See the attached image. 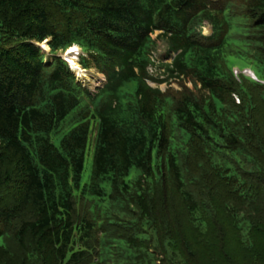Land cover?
Returning a JSON list of instances; mask_svg holds the SVG:
<instances>
[{"label":"trees","instance_id":"trees-1","mask_svg":"<svg viewBox=\"0 0 264 264\" xmlns=\"http://www.w3.org/2000/svg\"><path fill=\"white\" fill-rule=\"evenodd\" d=\"M46 39L103 87L45 61ZM232 55L264 74V0H0V264H232L229 236L264 240V84ZM170 78L198 93L148 83Z\"/></svg>","mask_w":264,"mask_h":264},{"label":"rangeland","instance_id":"rangeland-1","mask_svg":"<svg viewBox=\"0 0 264 264\" xmlns=\"http://www.w3.org/2000/svg\"><path fill=\"white\" fill-rule=\"evenodd\" d=\"M220 1V0H218ZM225 0H221V2H223ZM211 30L210 25L205 22L204 27H203V31L208 34ZM160 33V31H157L153 34V36H156ZM48 41V40H46ZM43 44H46L43 43ZM45 46V55L47 56L45 61L50 62L52 60L53 55H59L62 58L65 57L67 58L61 50H58L56 53H49L48 52V46ZM167 49H166V44L165 41L162 39H159L155 46H154V59H155V66L151 67V72L155 71V75L161 77H164L162 75V70L161 69V65L162 63H167L170 62V58L167 59H162L163 55H166ZM78 53H80V50L78 51ZM76 54L75 55V62H77L78 66L80 67V54ZM71 56L69 55V58ZM74 57V56H73ZM231 66L233 67V69H235V72L237 73H244L245 75L246 69H249L250 71H252L256 77L252 78L253 80L259 81L261 83L264 84V74L256 67V64H253L252 61L249 60H244L242 58H238L234 55L231 56ZM85 73L84 75H80L78 77V79L81 81V83L83 84V86L88 90L89 94L93 95L95 94L99 89H101L103 87V85L105 84L106 78L105 75L100 72L98 70V68L95 66L93 61L88 62V67L82 69ZM240 71V72H239ZM151 86L153 87H160V89H162V91L164 93H169V94H174L175 96H177L179 93H181L182 91L185 90H192L196 93H198V88L195 87L194 82L190 79V78H170L167 81H164L162 83L157 84L156 82H150ZM179 92V93H178ZM262 96L264 97V89H263V93ZM69 125L67 123L63 124L58 132L56 134L53 135L52 139L54 140V142H57V139L66 131L68 130ZM92 150L93 147H90L87 152H86V161H85V169L83 170V174H82V180L83 182H85L88 179L89 173H90V168H91V161H92ZM254 209H257V207H254ZM181 221V219H180ZM183 232H185V229H183ZM216 240H219V237H216ZM235 241L233 240V238L231 236H229L226 240H225V250L227 251L230 259L233 257L232 260V264H244V262L247 260H250L251 255L250 252L253 251L254 257L257 255V259L259 261H257L255 264H264V240H261L259 242H257L255 244L254 247H252L251 249H245V248H241L240 246H238L237 244L234 243ZM219 247V246H218ZM209 253H204V255L201 257V261L203 264L205 263H209L212 262V260H214L215 258V253L211 250L208 251ZM227 258V260H230ZM231 263V262H230ZM210 264V263H209Z\"/></svg>","mask_w":264,"mask_h":264},{"label":"bare ground","instance_id":"bare-ground-1","mask_svg":"<svg viewBox=\"0 0 264 264\" xmlns=\"http://www.w3.org/2000/svg\"><path fill=\"white\" fill-rule=\"evenodd\" d=\"M74 50H79V47L76 45V46H73L70 51H74ZM72 54V53H71ZM70 61L72 63V66L76 69V71L79 73V76L81 75H84V71L78 66L77 62H75V57H70Z\"/></svg>","mask_w":264,"mask_h":264},{"label":"water","instance_id":"water-1","mask_svg":"<svg viewBox=\"0 0 264 264\" xmlns=\"http://www.w3.org/2000/svg\"><path fill=\"white\" fill-rule=\"evenodd\" d=\"M45 42H47V41H45Z\"/></svg>","mask_w":264,"mask_h":264}]
</instances>
